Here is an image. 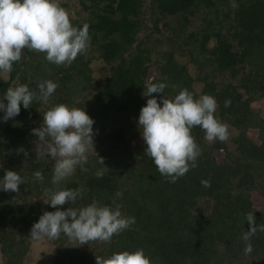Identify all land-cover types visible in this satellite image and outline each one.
Returning a JSON list of instances; mask_svg holds the SVG:
<instances>
[{"label":"trees","instance_id":"16d2710c","mask_svg":"<svg viewBox=\"0 0 264 264\" xmlns=\"http://www.w3.org/2000/svg\"><path fill=\"white\" fill-rule=\"evenodd\" d=\"M58 3L74 27L89 25L87 53L70 66H57L45 53L23 49L12 71L0 73V100L9 87L26 84L39 95L40 82L58 84L47 104L33 100L27 109L21 104L19 115L6 122L0 111V181L8 170L24 180L18 192L0 190L1 264H31V228L44 212L57 210L44 202L46 192L78 188L84 189L83 197L59 210L93 202L120 206L135 223L110 243L74 247L61 234L49 240L51 250L42 264H96V256L137 249L151 264H264V232L251 238L249 255L242 239L250 227L248 212L257 226L264 224V205L259 209L249 200L255 194L264 204V116L252 109L264 98V0H235L236 8L232 0ZM149 82L167 85L163 93L152 94L161 106L163 96L173 99L182 89L194 98L211 95L218 103L215 117L229 126L225 142L206 141L199 126L191 130L202 154L197 167L175 183L145 155L143 140L137 146L130 139L141 134L140 110L152 98L142 95ZM60 103L84 108L94 120V149L84 165L87 172L78 166L74 175L53 184L55 160L36 153L40 142L32 130ZM99 157L109 169L102 178L95 175L104 168ZM202 180H210L211 187L202 186Z\"/></svg>","mask_w":264,"mask_h":264},{"label":"clouds","instance_id":"9594fccd","mask_svg":"<svg viewBox=\"0 0 264 264\" xmlns=\"http://www.w3.org/2000/svg\"><path fill=\"white\" fill-rule=\"evenodd\" d=\"M231 6L238 7L235 0ZM89 40V25L74 27L58 0H0V73L12 71L13 64L22 58L23 49L45 53L46 60L57 66H70L78 55L87 53ZM57 87L58 84L51 80L42 81L38 85L39 95L26 84L9 87L0 100V111L5 113L3 120L6 122L19 115L21 104L25 109L32 105L33 100L47 104ZM166 87L165 83L149 82L145 85L142 95L152 98L147 99L141 108L138 126L146 144L145 155L152 158L161 176L175 183L197 167L196 161L202 154L191 130L199 126L205 132L206 141L225 142L229 139V126L215 117L218 103L211 95L194 98L188 89H182L173 99L163 96L161 106L152 94L163 93ZM3 100H7L6 105ZM230 103L226 100L225 107ZM93 124L94 120L84 108L60 103L43 114L40 128L32 130L40 142L39 145L36 143V153L55 160L53 184L74 175L78 166L82 171H88L84 165L88 161L89 150L94 149ZM20 151L27 156L24 149ZM99 163L104 165L102 157H99ZM105 169L108 168L104 165L103 169L97 170L96 177L102 178ZM34 176L40 179L42 173L36 171ZM22 184L21 176L8 170L0 181V190L18 192ZM201 184L211 187L210 180H202ZM83 192V188L46 192L49 199L44 202L57 210L46 211L40 216L31 228V239L38 241L46 237L55 240L64 234L74 247L90 241L110 243L114 235L135 223V217L122 215L120 206L113 209L93 202L67 210L57 207L74 204L83 197ZM245 219L250 227L242 239L246 242L244 254L249 255L253 250L250 240L257 231L264 232V224L257 226L252 212H248ZM96 264H151V259L143 249H137L113 253L106 258L96 256Z\"/></svg>","mask_w":264,"mask_h":264},{"label":"rangeland","instance_id":"374dc122","mask_svg":"<svg viewBox=\"0 0 264 264\" xmlns=\"http://www.w3.org/2000/svg\"><path fill=\"white\" fill-rule=\"evenodd\" d=\"M58 1H67L68 4H71L74 0H58ZM70 15H73L72 12L70 13ZM92 65L95 67L97 64H96V62H93ZM153 72H154L153 69H150L148 71V78L153 74ZM146 102H147V100L145 101V103L142 104V107L146 105ZM252 109L255 110L260 117H263L264 116V98H261L260 100L256 101L252 105ZM250 133H251L252 138L256 137L254 130L251 129ZM130 139H131L132 144L137 145V146L140 145L142 143V140H143L141 134H138V136H131ZM254 141H258V140H256V138H255ZM249 200H250L251 204L253 206H255L256 208L261 209L264 205L262 198L258 195L250 194ZM49 240L50 239L45 237L41 240H38V241L34 240L33 241L32 247L34 249L33 250L34 253L29 255V258L31 260V264H42L43 257L45 256L46 253H49V250H51L49 248V246H47ZM0 264H1V258H0Z\"/></svg>","mask_w":264,"mask_h":264}]
</instances>
